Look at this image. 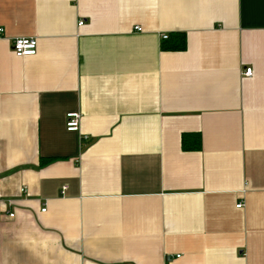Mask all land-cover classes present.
Returning <instances> with one entry per match:
<instances>
[{
  "label": "crops",
  "instance_id": "obj_1",
  "mask_svg": "<svg viewBox=\"0 0 264 264\" xmlns=\"http://www.w3.org/2000/svg\"><path fill=\"white\" fill-rule=\"evenodd\" d=\"M0 28V264H264V0H0Z\"/></svg>",
  "mask_w": 264,
  "mask_h": 264
},
{
  "label": "built area",
  "instance_id": "obj_2",
  "mask_svg": "<svg viewBox=\"0 0 264 264\" xmlns=\"http://www.w3.org/2000/svg\"><path fill=\"white\" fill-rule=\"evenodd\" d=\"M84 22L80 21L79 22V26H83ZM135 30L137 32H141L142 28L140 27H136ZM5 32V30L3 28H0V35H2ZM162 38L164 40L169 39V37L167 35H162ZM12 50L15 54V56L20 57V58H25L28 56H34L37 53V48H38V41L36 38L34 37H27V38H14L12 41ZM252 68H246L245 71V76H251L252 75ZM81 118H82V114L78 113V112H73L71 114H69L67 116V120H66V125L65 127H67V131L68 132H80L81 127ZM84 139H88V138H84ZM26 191V188L23 189V192ZM238 208L243 207V203H239L237 205ZM46 210L43 209L42 212H45ZM9 216L14 217V214H10Z\"/></svg>",
  "mask_w": 264,
  "mask_h": 264
},
{
  "label": "trees",
  "instance_id": "obj_3",
  "mask_svg": "<svg viewBox=\"0 0 264 264\" xmlns=\"http://www.w3.org/2000/svg\"><path fill=\"white\" fill-rule=\"evenodd\" d=\"M169 37V36H168ZM166 44L163 46L164 49L171 51H184L187 48V37L181 33H175L169 39L165 40ZM183 149L186 151L199 150L202 145V138L199 135H183ZM48 160L43 161L46 163Z\"/></svg>",
  "mask_w": 264,
  "mask_h": 264
}]
</instances>
